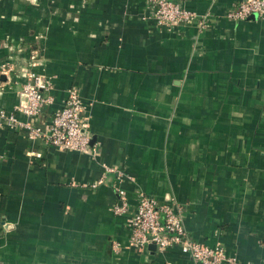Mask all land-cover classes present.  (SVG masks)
I'll use <instances>...</instances> for the list:
<instances>
[{
	"label": "crops",
	"instance_id": "obj_1",
	"mask_svg": "<svg viewBox=\"0 0 264 264\" xmlns=\"http://www.w3.org/2000/svg\"><path fill=\"white\" fill-rule=\"evenodd\" d=\"M238 1H182L200 29L158 25L149 0H0V111L43 75L41 120L76 90L95 152L0 121V264H196L127 245L139 191L175 198L190 237L233 264H264V17L229 18Z\"/></svg>",
	"mask_w": 264,
	"mask_h": 264
},
{
	"label": "built area",
	"instance_id": "obj_2",
	"mask_svg": "<svg viewBox=\"0 0 264 264\" xmlns=\"http://www.w3.org/2000/svg\"><path fill=\"white\" fill-rule=\"evenodd\" d=\"M154 6L149 14L160 26L170 28L195 23L200 29L207 24L205 16L181 6L185 0H149ZM250 13L264 17V0H239L227 16L233 20H243ZM49 89L46 78L37 73H30L19 91V102L15 111H0V121L3 126L23 129L29 138H40L49 145L60 150L95 153L90 144L88 126L82 116V104L79 94L71 89L62 105L50 113L47 121L41 120L44 105L52 101L45 91ZM15 112L27 117L20 120ZM115 171L119 180L129 175L122 169ZM121 197L120 203L113 207L114 214H125L129 207L125 191L115 187ZM136 208L127 218L129 234L127 245L135 249H146L154 245L159 252L169 247H178L189 255L196 264H222L227 261L233 264L235 260L227 257L220 245H206L196 241L187 233L182 215V206L175 198L159 202L155 198L139 191L136 195ZM116 248L117 243H113ZM248 264V263H241Z\"/></svg>",
	"mask_w": 264,
	"mask_h": 264
},
{
	"label": "water",
	"instance_id": "obj_3",
	"mask_svg": "<svg viewBox=\"0 0 264 264\" xmlns=\"http://www.w3.org/2000/svg\"><path fill=\"white\" fill-rule=\"evenodd\" d=\"M148 247H152V248H155L154 245H149Z\"/></svg>",
	"mask_w": 264,
	"mask_h": 264
}]
</instances>
